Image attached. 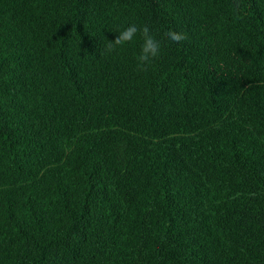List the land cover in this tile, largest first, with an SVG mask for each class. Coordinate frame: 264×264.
<instances>
[{
	"label": "trees",
	"instance_id": "1",
	"mask_svg": "<svg viewBox=\"0 0 264 264\" xmlns=\"http://www.w3.org/2000/svg\"><path fill=\"white\" fill-rule=\"evenodd\" d=\"M0 264H264V0H0Z\"/></svg>",
	"mask_w": 264,
	"mask_h": 264
},
{
	"label": "clouds",
	"instance_id": "2",
	"mask_svg": "<svg viewBox=\"0 0 264 264\" xmlns=\"http://www.w3.org/2000/svg\"><path fill=\"white\" fill-rule=\"evenodd\" d=\"M234 11L237 13L239 9L234 5ZM142 38V45L140 53L137 57V64L141 71H146L148 66L161 54L162 43L161 39H158L152 34L151 29L147 25L137 26L136 24H130L123 30L118 32L113 40L108 41L104 46L105 51L114 52L123 46L134 42L137 36ZM165 39L173 43H181L187 39V35L181 31L169 30L165 34Z\"/></svg>",
	"mask_w": 264,
	"mask_h": 264
}]
</instances>
